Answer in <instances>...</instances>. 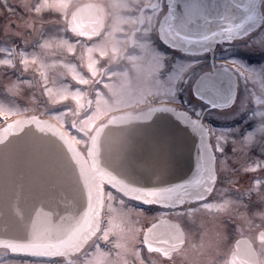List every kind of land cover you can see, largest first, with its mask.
Listing matches in <instances>:
<instances>
[{"label":"snow or ice","instance_id":"1","mask_svg":"<svg viewBox=\"0 0 264 264\" xmlns=\"http://www.w3.org/2000/svg\"><path fill=\"white\" fill-rule=\"evenodd\" d=\"M0 11L9 14L0 71L39 72L44 112L57 121L15 104L22 86H36L31 79L4 85L0 264H176L178 256L202 264L190 251L203 264H264V225L244 235L253 194L264 218V179L236 187L242 171L264 170V159L255 168L241 162L257 150L264 157V64L197 59L224 45L264 53V0H0ZM52 49L62 55L49 65ZM57 64L69 82L49 80ZM209 109L253 123L213 127ZM163 119L169 124L147 145L137 142L144 122ZM181 135L191 139L194 166L174 176ZM145 147L163 154L160 166L133 159ZM156 208V223L136 226ZM197 221L199 244L191 242Z\"/></svg>","mask_w":264,"mask_h":264},{"label":"flooded vegetation","instance_id":"2","mask_svg":"<svg viewBox=\"0 0 264 264\" xmlns=\"http://www.w3.org/2000/svg\"><path fill=\"white\" fill-rule=\"evenodd\" d=\"M74 3H86V2H96V0H73ZM9 14L0 11V46H3V43L5 41V36L2 30L3 27V23H4V17L6 18ZM15 18V17H13ZM160 48L161 51H163L166 55L172 57L173 59H176L180 56V53H178L176 50L171 49L170 47H168L167 45L163 44L162 42L160 43ZM32 47L28 48V51L32 50ZM255 48H251V49H245V48H237V47H229V46H220L217 47L212 53H208L205 56H201V57H197V59H200L204 62L205 65L210 66L213 63L214 59H227V58H239L244 60L246 63H248L249 65H261L264 64V53H261L260 51H258L257 49L253 50ZM2 58V57H0ZM2 72V71H0ZM23 72L22 67L18 66L17 70L15 72H11L14 74L15 77L17 78H21V73ZM36 77V76H35ZM1 82V80H0ZM242 86V85H241ZM181 96V100L182 102H186L187 105L190 104V102H192V104L195 103V97L185 91V92H181L180 94ZM157 103H159V101H157ZM141 107H146V106H141ZM256 107V106H254ZM49 118H51L50 116H48ZM220 117L216 114L215 110L209 109L208 110V114L206 115V120L209 124H211L213 127H217V128H223V127H235L237 123L241 124V125H245L246 124H250L253 123V120L251 118H249L247 121L245 120H241L239 118H235V119H224V120H218L217 118ZM52 120L56 121L54 118H51ZM57 122V121H56ZM230 150V149H229ZM229 155H231V152L229 151ZM257 159H264V157H260L259 155V151H255L249 154L248 157H242L241 158V162H243L244 160H247L248 165H250L251 167L255 168V163L254 161ZM230 162V166H231ZM240 175L243 177L242 180L239 181V183L236 185L237 188L239 187H247L250 181H254L256 178H260V179H264V170L257 168L254 172H241ZM225 185H218V188L224 187ZM228 195H230V197L232 199H235L236 196L238 195V193H229ZM251 200L253 203L249 204V197L245 196L243 199V203L244 204H249V208L247 210L248 212V219L252 222L251 225H246L244 228V235L248 238H252L256 233L258 228L261 225H264V218H262L260 215H258L257 213L260 211V208L257 206L256 204V197L255 194L252 195ZM159 211H163V209L160 208H156L153 211L150 212H146L145 215L147 217H150L151 223L153 221H155L154 219H152L154 216L157 215V213ZM170 218V217H168ZM150 222V221H149ZM198 223V221H197ZM150 223H148L146 226H149ZM191 232H192V243L195 244H199L200 243V229L197 225H194L191 228ZM236 239H240V235L238 233H236L234 230H232V235H231V242L234 243V241ZM255 244L257 246V248H259V241L256 240ZM208 255H213L214 253L212 252H208ZM189 258H198L201 260L202 264L203 261L206 259V257L204 256H200V257H196L195 253L190 251L189 252ZM217 259H223V257H214ZM176 264H186V260L184 256H178L176 258Z\"/></svg>","mask_w":264,"mask_h":264},{"label":"rangeland","instance_id":"3","mask_svg":"<svg viewBox=\"0 0 264 264\" xmlns=\"http://www.w3.org/2000/svg\"><path fill=\"white\" fill-rule=\"evenodd\" d=\"M11 3H15L16 0H10ZM49 28H51V26H46V31L49 30ZM51 31H55L54 28H51ZM35 36V34H34ZM34 37H30V39H32ZM255 50V49H253ZM33 51L30 50L29 52ZM259 51V50H258ZM62 55V53H60L58 50L56 49H52L48 55L46 57H44L45 62L49 65H52L53 60H57L60 56ZM48 77L50 81H55L56 83H59L61 81L64 82H69L70 81V75H61L62 73H65L66 70L60 66L59 64L53 66V67H49L48 68ZM36 75V77L34 75ZM39 77V72H37L35 69L30 68L27 72H22L21 73V78L22 80H27V79H31L33 81V84L36 85V81ZM17 79V77L14 76L13 73L9 72L7 75H5L3 72H0V102H4L7 103L8 102V96L7 94L4 92V85L7 83L8 80H13L15 81ZM72 84L75 83V81H71ZM33 96L36 97L35 102L31 99ZM15 104L19 106L20 109H23L25 107H29L32 109L37 110L39 113H46L44 112V107L46 105V97L41 96L40 93V87L38 85L34 86V87H29L27 85L22 86L21 88V92L20 94L15 98ZM192 102H190V104H188V106H192ZM255 106V104H253V107ZM47 107H59V105H47ZM218 120H224L226 119L225 117H218ZM3 121V120H2ZM150 221V222H149ZM148 223H151L150 217H147L145 215V217L141 220V222L139 224H137V227H144L146 226ZM199 223V222H198ZM197 223V224H198ZM196 224V225H197Z\"/></svg>","mask_w":264,"mask_h":264},{"label":"water","instance_id":"4","mask_svg":"<svg viewBox=\"0 0 264 264\" xmlns=\"http://www.w3.org/2000/svg\"><path fill=\"white\" fill-rule=\"evenodd\" d=\"M169 122L166 119L155 120L152 123L144 122L140 127L142 131L136 135V140L141 145H147L149 141L158 135L159 128L161 125L167 126ZM181 127H187L186 125H181ZM181 142L185 145V150L178 158V164L174 176H183L190 174L191 168L194 166L195 149L191 148V139L189 137L181 135ZM191 149V150H189ZM133 159L137 162H142L150 167H158L163 162V154L155 155L147 147L142 150L137 151ZM169 163H175V159L170 157ZM168 219V218H166ZM156 223V221L154 222Z\"/></svg>","mask_w":264,"mask_h":264}]
</instances>
